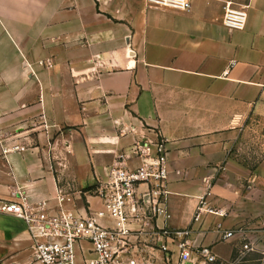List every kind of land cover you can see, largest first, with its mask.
Returning <instances> with one entry per match:
<instances>
[{
	"label": "crops",
	"instance_id": "1",
	"mask_svg": "<svg viewBox=\"0 0 264 264\" xmlns=\"http://www.w3.org/2000/svg\"><path fill=\"white\" fill-rule=\"evenodd\" d=\"M226 4L247 8L243 30L223 25ZM136 143L167 149L170 218L140 202L122 264H178L179 239L163 228L189 230L192 249L224 261L241 239L264 240V0H191L189 11L0 0V201L18 190L52 211L61 197L66 210L99 211L96 185L122 154L139 164ZM202 197L223 215L194 223ZM218 224L236 236L222 240ZM0 264H42L24 221L3 213Z\"/></svg>",
	"mask_w": 264,
	"mask_h": 264
},
{
	"label": "built area",
	"instance_id": "2",
	"mask_svg": "<svg viewBox=\"0 0 264 264\" xmlns=\"http://www.w3.org/2000/svg\"><path fill=\"white\" fill-rule=\"evenodd\" d=\"M150 8L189 11L191 0H145ZM247 8H236L232 4L224 7L223 25L230 30H243L247 22ZM48 68L52 62H40ZM234 66L232 62L224 75ZM13 150L22 151L14 147ZM131 155L138 159L136 167L129 165L131 157L122 154L108 167L104 180H100L94 189V195L101 201V210L81 215L62 207L60 198L58 210L52 211L45 204L32 202L16 190L12 201H0V213L14 216L27 226L33 242L34 258L42 264H122L120 256L128 247L130 216L137 212L140 202L156 218H170L167 207L168 191V153L164 144L158 145L153 153L148 146L136 143L131 148ZM146 186V191L139 194L138 188ZM223 215L221 211L211 208L205 197H202L196 209L194 223L200 221L203 214ZM110 219L115 227H106L100 220ZM264 229V222H263ZM170 240L179 239L180 260L178 264H238L246 254L253 252L255 245L246 241L238 250V255L224 261L208 246L192 249L190 231L170 232L162 229ZM217 231L221 239L228 241L237 232L225 231L218 224ZM242 232V230H238ZM83 244L89 245L88 255L81 262L77 258V249L84 252ZM129 264H135L130 262Z\"/></svg>",
	"mask_w": 264,
	"mask_h": 264
},
{
	"label": "rangeland",
	"instance_id": "3",
	"mask_svg": "<svg viewBox=\"0 0 264 264\" xmlns=\"http://www.w3.org/2000/svg\"><path fill=\"white\" fill-rule=\"evenodd\" d=\"M246 241H248L247 238L241 239L240 240L241 244L239 243L240 246H242ZM252 242L255 245L254 251L246 254L238 264H264V240L257 239L256 242L254 241ZM259 243H261V247H257ZM237 253H238V249L235 255H232L228 260H233L238 255Z\"/></svg>",
	"mask_w": 264,
	"mask_h": 264
}]
</instances>
